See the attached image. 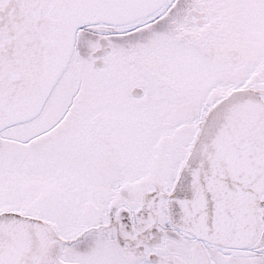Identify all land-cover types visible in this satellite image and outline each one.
Instances as JSON below:
<instances>
[{
    "label": "snow or ice",
    "instance_id": "obj_1",
    "mask_svg": "<svg viewBox=\"0 0 264 264\" xmlns=\"http://www.w3.org/2000/svg\"><path fill=\"white\" fill-rule=\"evenodd\" d=\"M0 264H264V0H0Z\"/></svg>",
    "mask_w": 264,
    "mask_h": 264
}]
</instances>
